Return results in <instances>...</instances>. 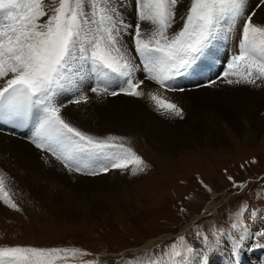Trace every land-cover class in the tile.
I'll use <instances>...</instances> for the list:
<instances>
[{"label": "snow or ice", "instance_id": "6c2138e0", "mask_svg": "<svg viewBox=\"0 0 264 264\" xmlns=\"http://www.w3.org/2000/svg\"><path fill=\"white\" fill-rule=\"evenodd\" d=\"M248 4L131 0L135 19L129 20L122 10L128 0H0V125L28 129L30 142L46 154L45 162L54 160L70 173L95 177L130 165L133 175L142 173L148 165L125 137L93 134L66 109L88 105V92L97 98L122 94L148 100L168 118H183V110L164 94L185 91L176 87L177 78L193 72L234 27L238 43L222 78L197 87H264V24L254 21L256 12ZM7 182V174L0 173V203L22 212ZM256 215L246 205L237 212L234 231L227 236L235 257L249 232L245 219ZM213 235L214 242L203 237L208 248L222 243L223 232ZM255 247L264 249V233ZM194 254L180 236L159 253L133 254L125 264H191ZM87 255L75 248L0 246V264H58ZM202 262L208 264L207 255Z\"/></svg>", "mask_w": 264, "mask_h": 264}, {"label": "rangeland", "instance_id": "374dc122", "mask_svg": "<svg viewBox=\"0 0 264 264\" xmlns=\"http://www.w3.org/2000/svg\"><path fill=\"white\" fill-rule=\"evenodd\" d=\"M122 10L129 20L135 19L131 0ZM259 15H264V11ZM229 39L230 32L215 42V47L198 62L193 72L177 78L176 87L185 91L164 94L183 110V118L165 117L148 100L122 94L97 98L95 93L88 92L91 97L88 105L79 108L70 105L75 108V121L82 128L100 136L125 137V142L130 143L148 165L137 175L132 174L131 165L129 169H110L98 175L118 182L111 190L103 188L99 197L94 199L99 211L93 210L94 201L85 197L78 201L77 217H64L29 193L22 194L25 183L19 180L14 170L18 172L25 166L23 158L17 166L0 163V173L6 171L8 182L14 187L17 200H13L23 209L16 212L6 207L7 214L0 212V246L75 248L92 256L87 255L85 261L79 259L86 256H77L72 258V263L66 264H125L133 254L159 253L184 236L194 246L191 264H203L205 255L208 261L218 264L223 257L218 248L229 241L227 236L234 231L231 224L245 205L257 214L255 219H245L248 233L253 236L249 238L260 241L261 233H264V178L260 182H251L264 176V110L245 112V117H236L233 113L239 111H232V106L237 109L239 104L252 110L250 105L256 102L259 92L264 93V87L225 83L197 87L222 78L216 70L225 69L236 48L230 51ZM89 86L87 81L83 85L85 90ZM172 93H181L182 98H172ZM118 106L123 108L117 109ZM30 146L32 148L28 146L26 150H30L38 162L49 166L48 183L59 182L56 177L59 175L52 173L53 164H59L54 160L46 163V154L33 144ZM16 158V154L10 157L12 160ZM72 175L78 179L91 178L79 173ZM229 176L238 185L244 183L243 193L237 192L240 187L236 189L227 179ZM37 186L38 183L31 194L39 193ZM198 232L201 235L198 236ZM214 232H223L222 243L208 248L203 237L214 242ZM255 245L249 249L256 250ZM261 256L262 250L259 259Z\"/></svg>", "mask_w": 264, "mask_h": 264}, {"label": "bare ground", "instance_id": "6f19581e", "mask_svg": "<svg viewBox=\"0 0 264 264\" xmlns=\"http://www.w3.org/2000/svg\"><path fill=\"white\" fill-rule=\"evenodd\" d=\"M248 9L250 11L256 12V15L253 17V19L256 23L264 24V15H259V13L264 11V5H258V0H249ZM237 39H238V28H235L234 30L230 31V39H229V43H230L229 46L231 47L230 51L236 47L235 43L237 42ZM251 88H252V86H251ZM221 89H226V88L221 87ZM180 95H181V93H179V94L178 93H174V94L172 93L171 94L172 98H178V96H180ZM186 95L191 96V94L189 95V92L188 93L186 92ZM180 98H182V96H180ZM255 98H256V102L254 104L250 105V108L252 110H249L247 107H241L239 104H237V109H235V107L232 106V111H239V113H237V114H236V112H234L233 113L234 116L237 117L239 115L241 117L242 116L245 117V115H246L245 112L246 113H252L253 111L254 112L255 111L260 112V111L264 110V93L262 94V92H259ZM187 99H189V98L187 97ZM112 101H114V99ZM119 101H121V100H119ZM116 102H118V100H116ZM112 104H114V103H112ZM113 106H115V105H113ZM119 107L120 106H118L116 108L118 109ZM66 111H68L70 113V115L73 117V119H75V115H74L75 114V108L74 107L69 106V108L66 109ZM78 111H79V109H78ZM81 115H83V117H86V115L83 113ZM109 119H111V118H109ZM105 122H104V124H105ZM93 123H91V124H93ZM101 127H102V125H101ZM1 129L5 130L7 132H5ZM100 129H103V128H100ZM86 130H87V128H86ZM176 131H177V129H176ZM8 132H13L18 137L13 135V134H9ZM30 136H31V133L29 130H27L24 133L18 134L12 130H8V129L0 126V163L2 165H7V166H10V165L12 166V164H15V166H17L19 164V160L21 158H23L25 160L24 161L25 166H22L18 172L16 170H14L16 172V176H18L19 180L20 181L22 180L25 183V187H24L22 194L29 193L32 198L38 200L39 202H41L45 205H48L50 207L55 208V210L58 213L62 214V216L67 217V218L77 217V215L79 214V210H80L78 201H79V199H83L85 197L91 198L92 201H94V203L92 205V209L95 211H99V207H98L97 202L95 200L97 199V197H99V194L102 193L103 188L110 189L114 184L118 185V182L114 181V180L112 182L111 178L108 176H98V177H91V178H87V179H85V178L78 179L77 177L73 176L72 173H70L66 169H64L61 165L53 164L52 173H53V175H57V174L59 175V176H56L58 178L59 182H56L55 184H49L50 182L48 180H46V178H48V175H49V166H47V165L45 166L41 162H38L37 158L33 156L34 154L30 150H26L29 147L32 148L30 146L32 143L30 144V141H29ZM25 137H26V140L24 139ZM14 154H16L17 158L15 160L10 159V157H12ZM4 172L6 173V171H4ZM7 183H8V190L11 192L12 198L14 200L15 199L17 200V198H15V192L13 190L14 187L12 186L11 183H9V182H7ZM36 183H38L37 191L39 193L31 194V192L34 190V188L36 186ZM103 201L105 202V200H103ZM0 212L4 213V214H7V212H8V209L2 203H0ZM250 236H252V235L248 233L246 239L243 241V247L241 248V251L245 250V252L247 253V257L249 258V260H251V262H248V263L246 262L245 264H264V249L260 248L262 250V256L260 259H259V254L254 255L255 250L254 249L250 250L251 249L250 247H251V245H253L254 240L249 238ZM156 242H158V240H156ZM218 249H219V253L221 255H223V257H222L223 264H226V262H231V260L234 258L232 242L230 240L226 241ZM220 262H221V260H220ZM220 262L218 264H221ZM209 263L213 264V263H211V261H208V264Z\"/></svg>", "mask_w": 264, "mask_h": 264}]
</instances>
